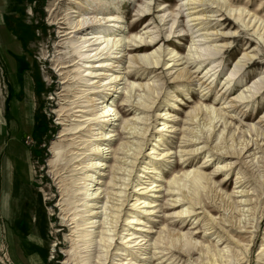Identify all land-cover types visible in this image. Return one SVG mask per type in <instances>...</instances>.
<instances>
[{
  "label": "rangeland",
  "instance_id": "obj_1",
  "mask_svg": "<svg viewBox=\"0 0 264 264\" xmlns=\"http://www.w3.org/2000/svg\"><path fill=\"white\" fill-rule=\"evenodd\" d=\"M186 1L100 0L103 7H111L114 15L120 17L121 32L116 38H125L130 54L138 58L144 68L125 61L127 83L120 85L122 89L115 97L120 119L115 121L113 130L122 135V139L132 141L123 131L125 121L149 116V120L143 122L149 127L140 155L143 159L132 172L129 192L135 190L144 157L161 132L162 140L156 145L160 150L171 148L172 155L158 163L161 178L157 182L162 190L156 195L160 197H152L153 193H149L147 200L156 201L160 212L145 215L148 225L155 226L156 231L167 227L177 230L178 225H184V233L196 234V240L209 249L212 264H264L263 168L260 171L254 167L243 169L252 193V210L245 213L240 228L237 226L239 212L234 206H239L238 202L244 199L238 193L244 186L239 187L242 182L237 179L238 170H231L227 176L217 169L223 162L217 155L204 165L213 178V192L205 191L203 183H185L184 189L188 187L191 192L195 191L201 205H195V214L192 212V216L185 219L169 218L170 213L188 204L184 203L183 197H180L179 205L173 202L178 196L173 190L175 187L171 188L174 174L181 175L200 167L204 158L210 155L206 150L194 155L183 154L184 149H192L183 142V130L189 126L193 109L201 99L204 105L218 110L227 97L241 94L247 97L240 100L232 112L235 118L228 120L229 123L233 121L231 127H225L220 116L214 121L217 126L212 145L222 143L223 133L228 138L232 134L238 139L253 138L247 133L249 126L256 125L264 116V0H206L185 6ZM64 4L68 8V1ZM57 5V0H0V264H88L95 249L88 248L86 243V230L90 229L83 226L84 208L76 207L82 201L70 200L69 193L72 192H68V180L60 182L58 179L67 175L66 167L59 169L55 156L58 150L54 146L62 140L60 135L69 124L76 123L73 121L76 119L66 118L70 123L64 126L60 120V112L68 101L61 96L81 92L79 101L83 104L88 92L87 82L80 80L87 72L79 71L76 66L69 69L71 80L62 84L64 79L56 60L61 57L59 53L69 52L72 48L71 35L66 37L63 48L57 47L58 31L52 24L61 21L66 13L65 8V12L52 18ZM201 36L205 37L204 41ZM194 44H204L203 48L209 46L212 55L193 56ZM156 60L157 64H153ZM183 66L200 79L199 83L182 84L173 80V72ZM231 73L234 75L230 76ZM130 84L134 85L133 93L130 88L126 89ZM147 84L157 86L156 91L148 90ZM130 94L134 96L127 103L125 99ZM137 101L143 105L153 101V104L141 111ZM87 117L84 124L94 116L89 114ZM164 118L168 125L176 128L175 133H169L167 129L161 131ZM137 122L141 125V120ZM260 125L264 130V123ZM209 131V128L205 130L207 135ZM81 133L86 136L84 130ZM263 137L258 138L262 143ZM119 143L115 140L113 149L119 148ZM120 156L111 155L108 165H117L114 159ZM107 174L110 175L109 170ZM152 181L154 176L150 185ZM173 192V196L168 195ZM10 199L15 201L13 216L7 209ZM128 201L130 206L132 202ZM226 209L230 213H226ZM221 211L230 218L231 224L221 222ZM139 212L143 214L142 210ZM212 221L216 226L213 225L208 233L210 225L207 224ZM122 229L119 230L122 232ZM95 232L99 236L102 228ZM152 235L156 238V234ZM130 257L134 258V255ZM144 257H150V254ZM125 258L123 262H126ZM186 260L181 255L179 264ZM169 262L170 259L158 256L139 261L140 264Z\"/></svg>",
  "mask_w": 264,
  "mask_h": 264
},
{
  "label": "bare ground",
  "instance_id": "obj_2",
  "mask_svg": "<svg viewBox=\"0 0 264 264\" xmlns=\"http://www.w3.org/2000/svg\"><path fill=\"white\" fill-rule=\"evenodd\" d=\"M57 1L58 5L52 12V18L57 13L65 12L66 8L63 19L56 24H52L57 27L58 31V36L56 37L57 47L63 48L66 37L71 35L70 47L72 48L69 52L59 53L61 57L56 60L59 64V71H62L60 73L64 79L62 84L71 80L69 76L70 67L76 66L79 71L87 72L85 76L80 78V80L87 82L85 84L88 92L86 103L81 104L79 101L81 92L78 94L73 92L72 95L65 94L61 96L64 99H68V101L60 112V120L64 123V126L67 122L70 123V120L66 118H74L76 120L73 121L76 123L69 124V128L65 129L60 135L62 140L55 144L54 147L58 150L55 156L56 162H59V169L66 167L64 170L67 177H59L58 179L60 182L65 179L68 180V192H72L69 193L72 196L70 200L75 198L76 200L78 199L77 203L82 201L76 207L84 208V214L81 217L84 222L83 226L85 229H90L89 231L86 230V243L89 245L88 248L95 247L94 253L89 257L92 260H96V262L89 258L88 264H140L139 261L143 262L146 258L155 259L157 256L160 259H170L168 264H179L181 255L187 258L183 264H212L211 254H208L210 252L209 249L207 247L205 249L202 242L196 240L194 236L196 234L191 232L184 233V225H178L177 230L167 227V229L162 228L156 231L155 226H149V222L145 221V215L152 216L160 212L159 204L155 203L156 201H148L147 197H149V193H153L152 197H160V195H156L162 190L161 185L157 182L161 178L158 163L170 159L172 155L171 148L160 150L158 145H156L162 140L160 139L163 136L161 132H158L156 143L144 157V166L142 164V170L138 171L135 190L129 192L132 172L138 161L143 159V156H140L142 145L145 141L144 138L149 132L148 124L143 122L148 121L149 116L128 120L123 123V131L130 136L128 139H132V141L125 138L122 139V135H118L116 130H113L115 121L120 119L119 106H117L115 101L116 93L122 89L120 85L127 83L125 81L127 72H124L126 69L123 68L125 61H128L134 67L137 66L135 64H139V68L144 69L140 60L130 54L125 38H116L117 33L121 32L119 30L120 17L114 15L111 7H103L100 0ZM67 1L68 8L64 4ZM205 1L187 0L185 6ZM191 15L193 14L191 13ZM201 38L204 41L205 37L201 36ZM203 45H193V56L196 55L198 58H203L212 55L209 46L203 48L201 47ZM189 59H194V57H189ZM157 61H154L153 64H157ZM194 75L187 66H183L173 72L172 78L182 84L185 82L197 84L200 79L197 80V76L195 77ZM207 75L208 72L206 73ZM233 75L234 73H231L230 76ZM123 80L125 82H122ZM211 83L212 81L209 85ZM153 85L147 84L145 87L155 92L157 86L155 85V88ZM128 88L133 93L134 85L130 84L126 89ZM206 89L207 87L204 88V90ZM133 96L134 94L127 96L125 102H131ZM226 99V102L218 110L204 105L203 99L193 109L194 116L190 119L189 126L183 130L185 134L183 135V142L185 145L192 146V149H184L183 154L184 156L194 155L206 150L210 155L204 158V164L200 167L187 170L181 175L174 174L171 180V188L175 187L173 190L176 191L178 196L174 197L173 202L179 205L180 197H183L184 203L188 202V204L181 210L170 213L169 218L185 219L192 216L193 213L195 214L194 210L197 209L195 205H201L198 198H196L195 191L191 192L192 189L188 187L184 189L185 183H192L193 185H202L203 183L205 184V191L213 189V178L205 171L204 165L213 160L212 157L214 155H217L220 159L223 158V162L220 163V167L217 169L222 173H226L227 176L231 170H238L237 179L240 180L239 183L242 182L239 187L244 186L238 191L239 196L244 199L238 202L239 206H234L239 212L240 219L237 223L239 228L240 221L245 217V213L252 210L250 205L252 193L250 192V187L247 186L248 182L245 180V171L243 169L254 167L255 170L260 171V168L264 170V143L258 140L259 137L264 136V130L260 125L264 123V116L258 120L256 125L249 126L248 132L246 131L253 138L249 140L246 138L238 139L234 134L231 135V138H228V135L224 137L223 133L221 136L222 143L212 145L213 131L217 126V124L214 125V121L220 116L225 127L228 125L231 127L233 121L229 123L228 120H233L232 112L236 110L240 100L247 99V97L241 94L237 97H227ZM136 104L140 106L139 109L141 111H145L144 109L150 108L148 106L153 104V101L149 104L145 102V105L137 101ZM87 113L94 117L87 124H84L88 120L87 116L89 114ZM166 115H169V113ZM139 120H141V125H138L139 122L137 121ZM161 125L163 126L161 131L167 129L169 133L176 132V128L173 125H168L167 118H164ZM207 128L210 129L208 135L205 132ZM83 130L86 132V136L81 133ZM115 140L120 141L117 149H113ZM116 154L121 156L114 159V163L116 162L115 164L117 165L111 167L108 165L112 159H110V156L112 155L113 157L114 155L116 157ZM108 170L110 175L107 174ZM263 173L261 172V174ZM79 175L81 176L80 178L78 177ZM153 176L154 181L150 185L149 181H151ZM107 177L109 180H106ZM78 185H81V188L76 189ZM168 195L173 196L174 192ZM79 196H82V198L79 199ZM221 197L224 199L225 196L221 195ZM10 200L7 209L13 216L15 201L13 199ZM127 201L128 203L132 202L130 206L126 203ZM137 209L142 210L143 214ZM225 211L226 213L229 212V210L227 212V209ZM231 211L233 212V210ZM221 216L222 223L226 221L227 224H231L232 221L226 216L225 212ZM207 225H210L208 233H211L210 231L213 229L215 222L212 221L211 224ZM97 228H102L99 236H96L97 232L95 230ZM119 229H122V232ZM152 234H156V238H153ZM113 250H115V253H111ZM149 254L150 257H144ZM132 255H134V258L130 257ZM196 255L197 257H195ZM136 256H141V258L137 259ZM123 257H126V262H123Z\"/></svg>",
  "mask_w": 264,
  "mask_h": 264
},
{
  "label": "crops",
  "instance_id": "obj_3",
  "mask_svg": "<svg viewBox=\"0 0 264 264\" xmlns=\"http://www.w3.org/2000/svg\"><path fill=\"white\" fill-rule=\"evenodd\" d=\"M0 163H1V159H0ZM31 261V260H30Z\"/></svg>",
  "mask_w": 264,
  "mask_h": 264
}]
</instances>
